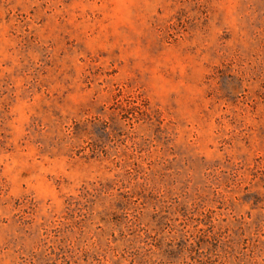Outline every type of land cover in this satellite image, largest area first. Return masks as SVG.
Returning a JSON list of instances; mask_svg holds the SVG:
<instances>
[{
	"label": "rangeland",
	"instance_id": "1",
	"mask_svg": "<svg viewBox=\"0 0 264 264\" xmlns=\"http://www.w3.org/2000/svg\"><path fill=\"white\" fill-rule=\"evenodd\" d=\"M0 264H264V0H0Z\"/></svg>",
	"mask_w": 264,
	"mask_h": 264
}]
</instances>
